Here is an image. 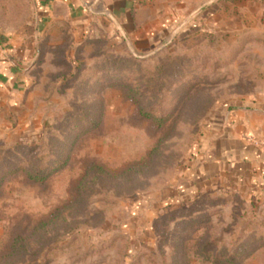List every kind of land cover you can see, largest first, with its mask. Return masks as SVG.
<instances>
[{"label":"rangeland","instance_id":"1","mask_svg":"<svg viewBox=\"0 0 264 264\" xmlns=\"http://www.w3.org/2000/svg\"><path fill=\"white\" fill-rule=\"evenodd\" d=\"M109 1L55 0L44 20L0 0V48L31 54L29 99L0 105V264H264V190L159 200L210 116L264 89V0H129L126 21ZM99 103L67 164L30 182L74 107Z\"/></svg>","mask_w":264,"mask_h":264},{"label":"crops","instance_id":"2","mask_svg":"<svg viewBox=\"0 0 264 264\" xmlns=\"http://www.w3.org/2000/svg\"><path fill=\"white\" fill-rule=\"evenodd\" d=\"M54 1L36 0L40 19L49 18ZM108 4L116 17L126 21L124 5L129 0H110ZM109 19L102 18L111 27ZM78 23L82 26L83 21ZM155 28L159 32L164 30ZM157 36L155 33L143 43H152ZM30 58V50L19 52L12 45L5 50L0 48L1 106H18L25 94L29 99L30 91L16 63L28 62ZM259 95L253 101L225 105L210 116L180 180L160 196L162 204L178 205L215 187L239 193L248 200L264 190V89Z\"/></svg>","mask_w":264,"mask_h":264},{"label":"trees","instance_id":"3","mask_svg":"<svg viewBox=\"0 0 264 264\" xmlns=\"http://www.w3.org/2000/svg\"><path fill=\"white\" fill-rule=\"evenodd\" d=\"M118 37L120 38V36ZM10 60L12 59L10 58ZM127 91L130 95H135L133 90L128 89ZM130 95L128 97L135 101V97L132 98L133 96ZM100 103L96 108H92V104L87 106L84 105L83 107H74L73 112H71L70 116L68 117L66 125L62 126L63 130L60 132V134L57 136H51L50 150H53L54 147L56 148L53 155L51 154L52 152L50 153L49 156H52L47 164L44 162L43 164L40 163L36 166L35 162L33 163V161L37 158L36 153H34L32 157L33 161L25 170V174L30 182H44L51 174L61 170L67 164L72 146L78 140V138L86 131L93 130L99 126V110L102 109V104ZM139 110L141 111V115L144 118L150 117V111L145 110L142 107L139 108ZM66 127L67 130L64 132ZM71 131H73L75 134H70ZM2 178V174H0V184ZM222 264H232V259H228L225 262H222Z\"/></svg>","mask_w":264,"mask_h":264}]
</instances>
